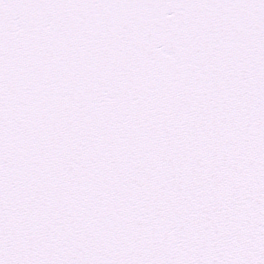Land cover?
<instances>
[{
    "label": "snow or ice",
    "instance_id": "6c2138e0",
    "mask_svg": "<svg viewBox=\"0 0 264 264\" xmlns=\"http://www.w3.org/2000/svg\"><path fill=\"white\" fill-rule=\"evenodd\" d=\"M0 264H264V0H0Z\"/></svg>",
    "mask_w": 264,
    "mask_h": 264
}]
</instances>
